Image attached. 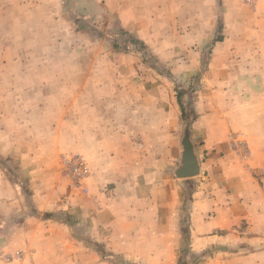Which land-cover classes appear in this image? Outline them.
<instances>
[{
    "label": "rangeland",
    "instance_id": "rangeland-1",
    "mask_svg": "<svg viewBox=\"0 0 264 264\" xmlns=\"http://www.w3.org/2000/svg\"><path fill=\"white\" fill-rule=\"evenodd\" d=\"M240 1L247 9L230 12L229 19L234 24L230 33L238 32L244 37L264 34L261 0ZM120 4L119 0H0V264H146L128 253L111 250L104 238L93 235L85 221L84 213L90 209V216L96 211L97 202L92 200L99 195L135 199L133 187L127 190L122 180L132 184L141 145L139 140L97 139L99 125L94 118L110 107H94L89 123H85L82 111L86 108L81 107V96L96 100L99 94L107 93L108 97L116 92L119 98L128 97V82L120 76L113 53L135 52L140 69L166 75L178 103L182 92L190 105L194 116L189 122L179 103L183 154L185 127L189 124L193 140L192 125L199 117L196 100L211 94L203 83V72L214 42L204 50L201 69L183 78L173 71L172 64L159 60L143 39L120 25L122 15L133 13L119 11ZM191 12L176 14L182 22V17L191 18ZM161 13L166 14L160 10L148 12L153 17ZM218 14L215 42L225 32L224 11ZM153 33L166 35L167 30L159 27ZM126 34L144 45L127 42ZM99 83L103 84L102 91L83 89ZM218 98L225 106L228 98ZM237 98L233 96L228 101L240 110L245 103ZM124 109L127 107L110 110L122 115ZM251 111L254 117L259 114L257 125L264 132V107ZM118 125L120 130L130 128L127 122ZM251 132L257 131L250 124L244 131L234 133L239 164L257 181L251 189L249 216L243 219H224L230 204L226 202V183L217 190V181L209 177L206 169L191 178L177 177L175 170L182 156L173 165L170 154L171 197L180 196V200L170 209L169 240L147 245L145 253L151 264L167 259L172 264H264V166L252 167L256 155ZM89 134L94 135L88 137ZM227 138L234 142L230 134ZM258 145L264 147V138ZM64 156L79 158L86 165L85 175H72L63 163ZM109 159L114 161L112 165ZM108 165L113 169H106ZM202 192L206 198L219 200L213 207L216 210L208 211L210 205L204 203ZM197 201L199 207H195ZM116 205L122 214L123 203ZM132 208V214L136 213L135 203ZM196 210L208 211L209 216L195 217ZM218 210L221 218L216 215Z\"/></svg>",
    "mask_w": 264,
    "mask_h": 264
},
{
    "label": "crops",
    "instance_id": "crops-1",
    "mask_svg": "<svg viewBox=\"0 0 264 264\" xmlns=\"http://www.w3.org/2000/svg\"><path fill=\"white\" fill-rule=\"evenodd\" d=\"M119 2V11L133 12L129 16L122 15L120 25L143 39L159 60L172 64L173 71L179 72L183 78L201 69L204 50L209 43L214 42L203 72V83L209 87L211 94L201 95L196 100L199 117L192 125V136L201 170L210 171L208 175L217 181V190H220V185L224 188L223 183H226L225 188L229 190L226 202L230 204L226 207L224 219L234 221L248 217L251 189L256 187L257 181L255 177L245 173L239 164L235 153L237 140L234 133L244 131L250 124L257 131L251 132V143L256 155L252 167L261 169L264 166V147L259 146L258 142L264 138V132L260 131L261 128L257 125L260 122L259 114L254 117L251 110L258 112L264 107V34L244 37L239 36L238 32L230 33L229 30L234 29V24H231L229 19L230 12L247 9L240 0ZM260 9L264 10V0H261ZM159 10L165 11L166 14L161 13L160 17L148 14L150 11ZM185 10H192L191 18L185 20L186 18L182 17L181 22L176 12ZM219 11H224L222 23L225 32H221L224 36L215 42L214 37L220 22ZM159 27L167 30L166 35L153 33ZM113 58L119 64L120 76L128 82L125 89L128 97L119 98L116 92L108 97L107 93L103 96L99 94L96 100L83 95L81 107L86 109L82 111V115L83 121L89 123L88 117L93 114L94 107H110L107 112L99 113L98 117L93 116L99 125L97 139H104L105 142L112 139L128 142L139 140L141 157L136 159L139 160L137 173L130 185L126 182L127 179L122 180L127 190L130 186L133 187L135 195L132 196L135 199L131 201V196L99 195L92 200V203L97 202L98 205L94 214L89 216V209L84 213V217L93 235H98L99 239L104 238L111 250L128 253L134 259L151 264L149 255L145 253L149 249L147 245L155 241L159 243L164 239L169 240L170 209L171 206L174 208L179 204L180 200V196L171 197L169 170L170 154H173V165L179 162L182 156L179 132L181 110L171 81L166 75L161 76L155 71L140 69V59L135 52H114ZM102 85H87L83 86V89L102 91ZM218 95L228 98L225 106L220 104ZM233 96L245 103L242 109L239 110L228 101ZM118 107L127 109H124L122 115L118 111L111 112V108ZM126 122L130 125L129 130H120L118 123ZM87 131L90 132V126ZM228 134L234 142H228ZM93 135L89 134L88 137ZM113 156L115 161L117 155ZM109 160L112 165L114 161ZM120 161L122 165L126 163L123 158ZM106 169L113 168L109 166ZM262 179L264 180V176ZM201 197H204L205 204L210 205L208 211L213 209L215 203H220L219 200L206 198L203 192ZM116 203H123L122 207L125 208L122 214L117 211ZM133 203L136 204L137 211L132 214ZM198 204L200 203L197 201L195 207ZM208 211L196 210L195 217L209 216ZM219 212L220 210L216 215L221 218ZM207 224L213 225L210 221H207ZM164 245L169 247L167 243ZM169 261L167 259L160 264H172Z\"/></svg>",
    "mask_w": 264,
    "mask_h": 264
},
{
    "label": "water",
    "instance_id": "water-1",
    "mask_svg": "<svg viewBox=\"0 0 264 264\" xmlns=\"http://www.w3.org/2000/svg\"><path fill=\"white\" fill-rule=\"evenodd\" d=\"M183 154L181 165L175 170L179 178H191L201 172L200 159L195 150V145L191 138V129L189 124L185 127V134L182 140Z\"/></svg>",
    "mask_w": 264,
    "mask_h": 264
},
{
    "label": "trees",
    "instance_id": "trees-1",
    "mask_svg": "<svg viewBox=\"0 0 264 264\" xmlns=\"http://www.w3.org/2000/svg\"><path fill=\"white\" fill-rule=\"evenodd\" d=\"M126 41L129 43H132L133 45H144L143 42H141L139 39H136L135 37L126 34ZM182 92H179V103L182 108L183 116L186 118V121H192L193 120V112L191 111L189 103H186L185 100L183 99ZM191 111V112H190Z\"/></svg>",
    "mask_w": 264,
    "mask_h": 264
},
{
    "label": "built area",
    "instance_id": "built-area-1",
    "mask_svg": "<svg viewBox=\"0 0 264 264\" xmlns=\"http://www.w3.org/2000/svg\"><path fill=\"white\" fill-rule=\"evenodd\" d=\"M63 163L69 169V172H71L74 176H84L86 173V165L80 161L79 158L71 159L67 156H64Z\"/></svg>",
    "mask_w": 264,
    "mask_h": 264
}]
</instances>
